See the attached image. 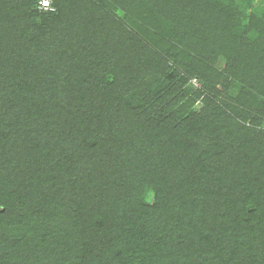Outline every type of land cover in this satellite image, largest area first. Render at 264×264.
Masks as SVG:
<instances>
[{
    "label": "trees",
    "instance_id": "trees-1",
    "mask_svg": "<svg viewBox=\"0 0 264 264\" xmlns=\"http://www.w3.org/2000/svg\"><path fill=\"white\" fill-rule=\"evenodd\" d=\"M39 1L0 0V264H264V9Z\"/></svg>",
    "mask_w": 264,
    "mask_h": 264
},
{
    "label": "rangeland",
    "instance_id": "rangeland-1",
    "mask_svg": "<svg viewBox=\"0 0 264 264\" xmlns=\"http://www.w3.org/2000/svg\"><path fill=\"white\" fill-rule=\"evenodd\" d=\"M253 1H254L255 7L260 8V9H264V0H253ZM52 4H53V0H40L38 2V7H39V10L42 12H54L55 8ZM223 64H221V67L223 66ZM191 84H192L191 86H193L195 88V90L200 87L199 81L197 79H193L191 81ZM197 107H199V106H197ZM147 201L149 203L154 202V194L152 192H150L147 195Z\"/></svg>",
    "mask_w": 264,
    "mask_h": 264
}]
</instances>
